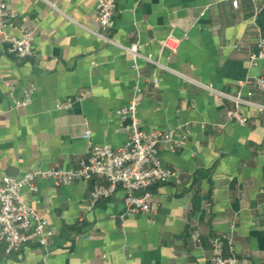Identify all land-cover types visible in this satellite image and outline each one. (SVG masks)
Returning a JSON list of instances; mask_svg holds the SVG:
<instances>
[{
  "label": "crops",
  "instance_id": "1",
  "mask_svg": "<svg viewBox=\"0 0 264 264\" xmlns=\"http://www.w3.org/2000/svg\"><path fill=\"white\" fill-rule=\"evenodd\" d=\"M8 12L0 34V176L78 167L89 141L121 146L128 122L116 110L139 86L140 128L174 131L157 156L178 181L154 183L150 211L133 214L120 185L90 201L93 186L107 184L101 176L59 185L38 178L36 191L20 194L47 220L50 242L7 254L0 241V264H208L211 239L221 234L232 237L244 264H264V109L243 104L247 121L239 124L226 113L233 101L206 88L264 104V91L238 83L264 74V57L250 63L264 37V0H117L105 33L118 44L139 41L167 67L139 59L137 71L130 55L94 33L96 0H8ZM21 30L33 35L32 55L8 50L4 35ZM168 35L180 38L175 53L161 46ZM29 86L30 102L16 105Z\"/></svg>",
  "mask_w": 264,
  "mask_h": 264
},
{
  "label": "built area",
  "instance_id": "2",
  "mask_svg": "<svg viewBox=\"0 0 264 264\" xmlns=\"http://www.w3.org/2000/svg\"><path fill=\"white\" fill-rule=\"evenodd\" d=\"M238 0H232L236 6ZM117 0H96V21L99 30L94 33L105 42L116 44L122 52L132 57V68L137 71L139 59L167 68L154 60L150 54L140 51L141 43L134 41L129 44L114 42L105 31L112 24V17ZM9 20L8 0H0V34ZM9 43L8 50L19 56H29L33 53V35L28 30H21L19 35H4ZM162 48L171 53L178 49L180 38L168 35L160 41ZM264 57V37L258 38L257 50L250 55V63L255 65L259 58ZM239 84L253 83L258 89L264 91V74L240 80ZM207 90L215 95L225 96L233 101V107L227 110L229 119L239 124H244L247 117L241 109L243 104L264 109V104L255 103L243 97L240 92L226 94L211 86ZM33 87L24 89L23 97L16 102L18 106L27 105L32 96ZM140 87L136 86L128 103L116 110L117 115L127 120L129 136L127 140L116 148L105 144L88 142V156L80 161L78 167L64 168L49 166L47 168H35L24 172L20 176H0V241L5 244L7 254L18 251L27 243L35 242L41 247H46L52 237V230L47 220L40 218L36 212L23 200L20 190L27 187L32 191L38 189L36 180L46 178L53 183L70 184L74 180H89L93 175L106 179L107 184H95L90 190L89 197L93 203L102 196L111 194L116 186L120 185L124 190V209L126 213H147L151 209V186L156 182L178 181L177 172L161 164L157 156L158 144H169L174 135L173 130L153 129L145 132L140 128V119L137 114L139 104ZM250 92H248V95ZM83 95V94H82ZM71 100L61 102L63 107L70 105ZM185 128L182 137L189 134ZM83 136L89 138L90 130L84 131ZM213 254L208 264H244L242 258L234 252L232 237L228 234L213 236L211 239ZM225 248L228 254H224Z\"/></svg>",
  "mask_w": 264,
  "mask_h": 264
}]
</instances>
